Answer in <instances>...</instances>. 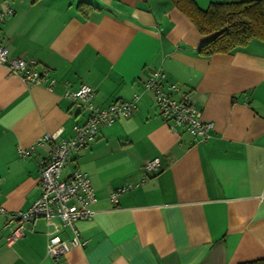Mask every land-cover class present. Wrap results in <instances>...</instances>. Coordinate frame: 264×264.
I'll list each match as a JSON object with an SVG mask.
<instances>
[{
    "label": "crops",
    "instance_id": "obj_1",
    "mask_svg": "<svg viewBox=\"0 0 264 264\" xmlns=\"http://www.w3.org/2000/svg\"><path fill=\"white\" fill-rule=\"evenodd\" d=\"M13 15L0 25L10 58L34 60L54 79L50 91L28 87L0 65V207L27 211L39 197L40 163L86 113L62 95L81 85L93 105L140 99L130 117L100 129L72 152L61 178L86 174L95 192L90 219L79 222L80 245L52 260L49 238L69 241L57 218L7 245L0 216V264H244L264 259V42L232 54L202 57L212 35H200L170 0H0ZM243 0H194L212 3ZM160 71L212 123L195 141L161 122L148 77ZM177 94L175 97H179ZM32 148L27 157L20 151ZM158 158L159 172L143 171ZM130 190L118 197L119 188ZM29 229V225L26 226Z\"/></svg>",
    "mask_w": 264,
    "mask_h": 264
},
{
    "label": "built area",
    "instance_id": "obj_2",
    "mask_svg": "<svg viewBox=\"0 0 264 264\" xmlns=\"http://www.w3.org/2000/svg\"><path fill=\"white\" fill-rule=\"evenodd\" d=\"M13 15V10L4 1L0 9V25ZM0 65L4 66L9 75L22 79L28 87L44 86L52 90L55 81L47 77V71L38 68L34 60L10 58L7 48L0 44ZM144 91L153 94L158 117L168 129L174 133L186 132L195 141L205 142L210 138L212 123L203 119V110L189 93L182 92L179 86L168 84L165 75L152 73L144 82ZM179 94V97L175 95ZM94 90L88 85H81L75 92L66 91L62 97L72 105L86 113L85 121L73 127L71 138L55 142L54 136H45L36 143V147L49 145V156L40 163L39 197L24 212H7L0 207L3 217L4 240L7 245L33 233L32 225L37 220L48 223L57 218L63 228L71 231L69 241L59 237H51L46 244V255L52 260L65 256L73 247L79 246V232L76 225L92 217L91 206L95 203V192L86 174L74 170L63 179L62 171L69 163L72 152L88 147L97 137L100 129L110 126L121 118L130 117L140 99L139 94L133 95L128 101H115L106 108L99 109L93 105ZM32 148L20 151L21 157H27ZM160 160L154 158L145 161L142 169L145 173L156 175L159 172ZM130 186L122 187L110 194V200L117 204L118 197L130 190ZM29 225V229H27Z\"/></svg>",
    "mask_w": 264,
    "mask_h": 264
},
{
    "label": "trees",
    "instance_id": "obj_3",
    "mask_svg": "<svg viewBox=\"0 0 264 264\" xmlns=\"http://www.w3.org/2000/svg\"><path fill=\"white\" fill-rule=\"evenodd\" d=\"M170 1L200 35H212L197 51L202 57L232 54L254 40L264 42V0L212 3L206 9L194 0ZM244 264H264V259Z\"/></svg>",
    "mask_w": 264,
    "mask_h": 264
}]
</instances>
